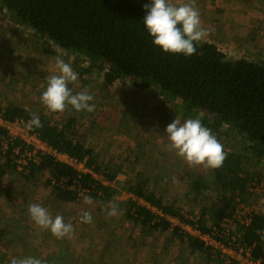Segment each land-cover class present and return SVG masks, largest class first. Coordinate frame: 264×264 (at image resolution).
<instances>
[{"label": "trees", "instance_id": "trees-1", "mask_svg": "<svg viewBox=\"0 0 264 264\" xmlns=\"http://www.w3.org/2000/svg\"><path fill=\"white\" fill-rule=\"evenodd\" d=\"M146 3L149 0H0L15 20L54 43L55 48L47 50L49 54H56L59 48L83 56L89 63L84 71L103 72L107 86L126 78L137 89L155 87L166 100L179 104L183 118H200L222 139L224 128L235 132L239 148L225 150L228 156L221 168L210 169L207 175H184L190 180L193 195L215 192L217 202L184 210L175 202H165L151 188L144 172L137 170L125 180L131 196L125 216L145 234L168 232L170 240L184 244L190 254L204 257V264L227 263L183 225L202 233L215 231L226 244L234 236L236 242L251 246L253 256L258 257L264 242L256 230L264 229V215H255L248 226L236 222L230 233L222 224L233 217L238 202H249V188L262 178L258 169L249 167L252 160L264 163V62L250 57L231 59L210 42H200L196 54L188 58L163 53L143 26ZM3 77L11 81L9 72ZM32 113L39 115L43 127L30 132L87 170H79L51 153H38L18 170L15 148L21 153L30 148L18 137L10 139L7 129L0 126V186L10 171L30 175L46 171V183L59 201L75 202L81 194L100 204L112 200L117 189L111 183L123 164L101 159L85 143L75 114L59 122L43 112L0 103V114L9 121H28Z\"/></svg>", "mask_w": 264, "mask_h": 264}, {"label": "rangeland", "instance_id": "rangeland-1", "mask_svg": "<svg viewBox=\"0 0 264 264\" xmlns=\"http://www.w3.org/2000/svg\"><path fill=\"white\" fill-rule=\"evenodd\" d=\"M196 7L202 26L209 30L202 42L214 44L231 59L250 57L264 62V0H196ZM50 48H55L51 40L15 20L0 4V103L43 112L59 122L75 114L85 143L101 159L123 164L111 183L117 189L114 197L122 214L108 218L102 206L107 202L85 205L82 195L75 202L57 200L46 183V171L37 175L10 171L0 186V263L32 256L46 264H204V257L190 254L184 244L170 240L168 232L145 234L125 216L131 198L125 180L137 170L144 172L165 202H175L184 210H198L199 204L218 201L215 192L193 195L189 178L184 179L188 172L207 175L210 169L190 168L174 151L166 150L167 125L175 118L188 119L180 115L179 104L166 100L155 87L137 89L126 78L107 86L103 72L84 71L89 63L83 56L59 48L56 54H49ZM58 55L78 73V81L69 84L73 92L87 88L93 95V112L69 108L64 113H50L42 105L40 96L47 76L56 72ZM8 72L11 81L3 77ZM221 134H225L223 139L217 137L225 150L239 148L235 132L224 128ZM251 168L264 177L263 161L252 160ZM32 203L46 207L53 217L62 215L66 223H73L74 232L57 239L38 227L28 213ZM82 211L91 212L92 223L79 222Z\"/></svg>", "mask_w": 264, "mask_h": 264}, {"label": "clouds", "instance_id": "clouds-1", "mask_svg": "<svg viewBox=\"0 0 264 264\" xmlns=\"http://www.w3.org/2000/svg\"><path fill=\"white\" fill-rule=\"evenodd\" d=\"M145 15L142 19L143 26L152 43L159 47L163 53L182 54L188 58L196 54L197 45L208 35L209 30L201 23L196 0H183L181 3H172L171 0H149L143 5ZM54 74L47 76V86L40 96V101L50 113H64L71 108L76 112L95 110L94 100L87 88L73 92L69 84L78 81L71 64L65 62L59 55L55 58ZM24 127L29 131L43 127L40 117L36 113ZM168 144L166 150L175 152V155L190 168L202 167L204 169H219L227 159L228 152L212 129L205 126L198 117L185 119L183 122L175 118L165 129ZM82 195L85 205H93L94 200L90 195ZM108 218L122 214L117 199L114 197L103 205ZM31 220L41 229L48 230L57 239H63L74 232L72 222H65L62 215L53 217L49 210L36 203L28 205ZM79 222L92 223L90 211H82ZM256 234L264 242V229H257ZM9 264H46L45 261L32 257H11Z\"/></svg>", "mask_w": 264, "mask_h": 264}, {"label": "built area", "instance_id": "built-area-1", "mask_svg": "<svg viewBox=\"0 0 264 264\" xmlns=\"http://www.w3.org/2000/svg\"><path fill=\"white\" fill-rule=\"evenodd\" d=\"M26 122L27 121L21 118L9 121L0 114V126L7 129L10 139L18 137L30 148L29 151L25 150L23 153L19 151V147L15 148V154L17 155L15 162L17 163L18 170H23V167L27 165L29 159L31 157H33V159L36 158L38 153H51L58 159L78 169L82 167L81 170H87L82 163H78L75 159L66 154L56 152L48 144L40 140L36 134L31 133L24 127ZM249 191L251 195L249 202H238L233 217L227 219L222 224L226 233L233 232L236 229V222L243 226H248L255 215H264V177L255 180L249 188ZM186 230L190 234L197 236L206 248H209L212 252L218 253L227 264H264V247L260 255L254 257L252 254V247L236 242L234 236H232L229 243L226 244L217 238L215 231L202 233L191 226H187Z\"/></svg>", "mask_w": 264, "mask_h": 264}, {"label": "bare ground", "instance_id": "bare-ground-1", "mask_svg": "<svg viewBox=\"0 0 264 264\" xmlns=\"http://www.w3.org/2000/svg\"><path fill=\"white\" fill-rule=\"evenodd\" d=\"M72 158V157H71ZM80 170V169H79Z\"/></svg>", "mask_w": 264, "mask_h": 264}]
</instances>
